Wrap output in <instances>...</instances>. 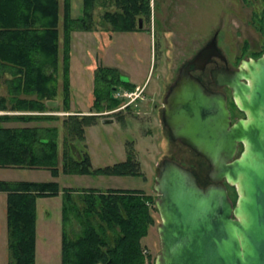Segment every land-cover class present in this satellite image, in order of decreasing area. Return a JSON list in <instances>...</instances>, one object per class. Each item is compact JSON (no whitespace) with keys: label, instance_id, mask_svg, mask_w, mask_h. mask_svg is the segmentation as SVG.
I'll return each mask as SVG.
<instances>
[{"label":"trees","instance_id":"trees-1","mask_svg":"<svg viewBox=\"0 0 264 264\" xmlns=\"http://www.w3.org/2000/svg\"><path fill=\"white\" fill-rule=\"evenodd\" d=\"M109 1L114 8H105L101 16L113 31L139 30V17L150 19V0ZM98 3L100 0H83L82 13L73 16L72 0H0V110L3 111L0 112V166L48 168L55 175L61 170L108 175L141 172L135 155L93 167L83 141L85 123L100 115L98 112L82 114L74 110L64 116L46 112L48 108L73 111L72 35L75 30H94ZM94 78L95 111L113 108L121 102L111 93L117 83L123 82L130 89L135 87V83L121 79L117 67L102 63L95 69ZM4 83L6 93L2 91ZM48 99H56L59 104L49 106ZM12 110L38 112H9ZM33 121L37 123H30ZM59 125L63 130L61 153ZM74 140H80L83 146L81 157L71 147ZM61 190L81 225L79 232L64 231L61 264H155L156 256L147 249L151 225L156 221L154 212L158 211L151 192L122 187L62 189L55 179L1 178L10 259L0 264H36L37 200L58 195ZM78 190L82 206L72 197ZM64 211V217L70 218L66 205Z\"/></svg>","mask_w":264,"mask_h":264},{"label":"rangeland","instance_id":"rangeland-1","mask_svg":"<svg viewBox=\"0 0 264 264\" xmlns=\"http://www.w3.org/2000/svg\"><path fill=\"white\" fill-rule=\"evenodd\" d=\"M105 1V2H104ZM151 16L144 20L145 30L113 31L101 14L105 8H114L109 0L96 5L94 30H75L72 35L70 65L71 109L78 113L96 110L94 104L95 69L102 63L120 66L122 79L144 84V97H139L130 108L114 113L100 114L85 123V148L92 165L104 166L135 155L140 161L141 172L136 174L108 175L99 172L65 173L55 175L48 168L0 166V178L7 180L59 181L61 188L97 187L143 188L157 198L154 189L157 164L165 156L175 157L183 164L195 168L205 178L206 161L188 147L172 140L163 125L159 112L164 101V90L174 78L178 66L192 57L208 39L217 32V41L230 62L241 57L256 56L264 50V1L262 0H150ZM83 0H72V15L82 13ZM204 75V74H203ZM162 76V77H161ZM207 79V74H206ZM162 85L163 89L159 92ZM119 82L111 90H123ZM6 84L2 91L6 93ZM166 92V91H165ZM156 98V100H155ZM157 101L158 107H153ZM59 104V101H58ZM57 106V105H56ZM116 107V106H115ZM107 109V108H106ZM161 110V109H160ZM61 108H48L46 112L61 116L73 112ZM0 112H3L0 110ZM11 113H37L38 111L12 110ZM112 117L110 122H103ZM15 123L14 121H11ZM30 123H37L33 121ZM60 126V125H59ZM59 149H63V130L60 126ZM80 140L71 141L74 154L81 157ZM73 142V143H72ZM62 166V160L60 161ZM207 180L205 179L204 182ZM79 206L83 203L79 190L73 193ZM237 192L231 189L235 200ZM70 218H65L64 206ZM36 264L62 263V238L64 231L71 234L81 230L69 201L63 191L54 196H42L37 200ZM148 250L156 256L161 249L158 225L161 215L154 212ZM10 259L6 218L5 192H0V263Z\"/></svg>","mask_w":264,"mask_h":264},{"label":"water","instance_id":"water-1","mask_svg":"<svg viewBox=\"0 0 264 264\" xmlns=\"http://www.w3.org/2000/svg\"><path fill=\"white\" fill-rule=\"evenodd\" d=\"M138 22L142 28L144 17ZM214 55L227 59L217 32L180 68L164 102L171 138L206 158L213 182L202 185L193 168L170 156L157 164L161 249L155 264H264V51L243 57L237 68L211 71L245 112L233 122L226 92L210 89L190 70L192 63L205 67ZM223 179L235 186V201Z\"/></svg>","mask_w":264,"mask_h":264},{"label":"flooded vegetation","instance_id":"flooded-vegetation-1","mask_svg":"<svg viewBox=\"0 0 264 264\" xmlns=\"http://www.w3.org/2000/svg\"><path fill=\"white\" fill-rule=\"evenodd\" d=\"M145 20V19H144ZM141 30H145L146 28L144 27V25H143V27L142 28H140ZM213 36V35H212ZM212 38V37H211ZM210 38V39H211ZM210 39H208L207 41H206V43L210 40ZM205 43V44H206ZM204 44V45H205ZM203 45V46H204ZM219 45V44H218ZM219 48L221 49V47L219 46ZM199 50V49H198ZM197 50V51H198ZM222 50V49H221ZM197 51L195 52V54L197 53ZM223 51V50H222ZM224 53V52H223ZM195 54L192 56V57H190V58H188V59H186L184 62H182L179 66H178V68H177V71H176V73H175V75H174V78H172V80L168 83V87H166V89L164 90V101H162V105H161V110L159 109V112H160V114H161V116H162V111H163V107H164V102H165V99H166V96H167V93H168V91H169V88H170V86H171V84L174 82V80L177 78V76H178V73H179V71H180V68L183 66V65H185V64H187L191 59H193V57L195 56ZM225 54V53H224ZM262 54V53H261ZM260 54V55H261ZM226 55V54H225ZM257 56H259V55H256V56H252V57H257ZM247 57H249V56H247ZM243 57H241L240 58V60L242 59ZM240 60H238L237 62H230V60H229V58L227 57V59H224V58H222V57H220V56H218V55H214L213 57H211L210 58V60H209V62L205 65V67H198V66H196L195 64H191V66H190V70H191V72L192 73H194L195 75H197V76H199V77H201V79L203 80V82L210 88V89H213V90H218V89H221V90H224L225 92H226V94H227V105H228V108L230 109V112H231V118H232V122L234 121V120H236V119H238V118H240V117H245L246 115H245V112L244 111H242L238 106H237V104H236V102H235V99L233 98V95H232V90H231V88L228 86V85H220V84H218L214 79H213V77H212V73H211V71H212V69H219V68H223V67H230V68H237L238 66H239V63H240ZM104 65H107V64H104ZM109 66H111V65H109ZM112 66H115V67H117L118 69H119V72H120V75H121V79H122V69H121V67L120 66H117V65H112ZM204 74V75H203ZM206 74H207V79H206ZM162 77V76H161ZM123 80V79H122ZM125 81H130V80H125ZM130 82H132V81H130ZM134 83V82H133ZM146 83V82H145ZM144 83V84H145ZM144 84L143 85H140V84H138V83H135V87L133 88V89H130V88H128V87H126V86H124V88H123V90H118L117 91V98L118 99H120L121 100V102L116 106V107H113V108H110V109H105V110H101V111H95V110H91L92 112H90L89 114H92V113H95V112H98L99 114H107V113H114V114H116L117 113V115H121L122 113H121V111L123 110V109H125V108H130V106L136 101V100H138V98L139 97H144L142 94H143V92H144ZM163 85H162V87H161V89H159V92L163 89ZM137 88L139 89L140 88V91L138 92L137 91ZM134 91H136V92H138V95L136 94L135 96H125V94H124V92H134ZM166 91V92H165ZM155 100H156V98H155ZM153 107H158V102L157 101H155L154 103H153V105H152ZM106 118H112V117H106ZM106 118H104V119H106ZM113 119V118H112ZM162 122H163V119H162ZM163 125L168 129V127L164 124V122H163ZM171 137V136H170ZM173 141H175V142H179L180 144H182V145H184V146H186V147H188L189 149H191L192 151H194L190 146H188V145H186V144H184V143H182L180 140H178V139H172ZM242 148H243V143H240L239 144V149H238V153H237V155L240 153V151L242 150ZM195 152V151H194ZM196 153V152H195ZM196 154H198V153H196ZM199 155V154H198ZM201 158H203L205 161H206V163H207V170L205 171V178H203L200 174H199V172L195 169V168H193V167H191V166H189V165H187V164H185V165H187V166H189V167H191V168H193L194 170H195V172L197 173V175H198V180H199V182L202 184V185H208L209 183H212L213 181L208 177V171H209V169H210V165H209V163H208V161L206 160V158L204 157V156H202V155H199ZM170 157H172V156H170ZM173 158H175V157H173ZM176 159V158H175ZM179 161V160H178ZM207 180L206 182H204V180ZM220 182H222V183H224V184H226L227 185V187H228V189H229V193H230V195H231V189L232 188H234L235 189V186H233V185H231V184H229L228 182H227V180L226 179H223V180H221ZM236 190V189H235ZM236 200V199H235ZM234 200V201H235Z\"/></svg>","mask_w":264,"mask_h":264},{"label":"built area","instance_id":"built-area-1","mask_svg":"<svg viewBox=\"0 0 264 264\" xmlns=\"http://www.w3.org/2000/svg\"><path fill=\"white\" fill-rule=\"evenodd\" d=\"M137 91H140V88H137ZM138 92L134 91V92H124L125 96H135L136 94L138 95Z\"/></svg>","mask_w":264,"mask_h":264},{"label":"crops","instance_id":"crops-1","mask_svg":"<svg viewBox=\"0 0 264 264\" xmlns=\"http://www.w3.org/2000/svg\"><path fill=\"white\" fill-rule=\"evenodd\" d=\"M73 112H75V111H73Z\"/></svg>","mask_w":264,"mask_h":264}]
</instances>
